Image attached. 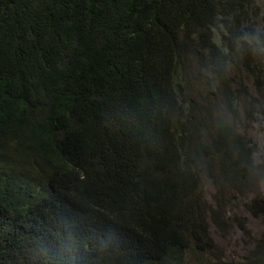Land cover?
I'll return each mask as SVG.
<instances>
[{"label": "trees", "instance_id": "obj_1", "mask_svg": "<svg viewBox=\"0 0 264 264\" xmlns=\"http://www.w3.org/2000/svg\"><path fill=\"white\" fill-rule=\"evenodd\" d=\"M257 1L0 0V264H226L192 196L202 174L253 186L255 151L210 129L181 72L227 80L213 41L254 27Z\"/></svg>", "mask_w": 264, "mask_h": 264}, {"label": "rangeland", "instance_id": "obj_2", "mask_svg": "<svg viewBox=\"0 0 264 264\" xmlns=\"http://www.w3.org/2000/svg\"><path fill=\"white\" fill-rule=\"evenodd\" d=\"M255 12L257 19L254 26H257V22L262 21L264 16V0L257 1ZM233 60L225 81L194 61L186 72L185 64L181 72L182 77H185L181 84L184 94L181 95L186 97L188 105L193 99L197 101L195 110L204 111L210 129H213L220 116L228 118L255 151L258 173L254 176L253 186L245 190L236 189L212 182L202 174V190L192 196L194 200L197 198L196 204L201 202L204 205L205 201L209 203L204 207L199 205L201 213L200 216L197 214L214 238V247L210 251L211 255L208 253L209 257L222 258L226 264H232L233 259L240 260L242 264H251L244 259L248 252L256 258L254 249L264 248V215L254 216L248 209V203L253 197L264 202V63L261 70L256 68L251 71L236 59ZM225 84L229 87L228 96L224 92ZM188 258L194 262L195 254L191 252Z\"/></svg>", "mask_w": 264, "mask_h": 264}, {"label": "clouds", "instance_id": "obj_3", "mask_svg": "<svg viewBox=\"0 0 264 264\" xmlns=\"http://www.w3.org/2000/svg\"><path fill=\"white\" fill-rule=\"evenodd\" d=\"M213 42L220 50V57L215 61V70L217 72L227 71L231 67L232 60L238 58L240 55H250L257 61L264 62V26L257 25L243 28L230 35L228 37L229 47L227 49L222 40L214 39ZM222 119L226 122L228 118ZM39 226L40 223L35 224L36 232L32 233L30 231L28 236L24 235L23 240L30 243L34 242L39 231ZM235 262L236 264H242L238 259Z\"/></svg>", "mask_w": 264, "mask_h": 264}]
</instances>
